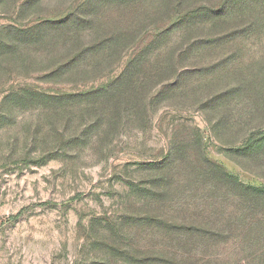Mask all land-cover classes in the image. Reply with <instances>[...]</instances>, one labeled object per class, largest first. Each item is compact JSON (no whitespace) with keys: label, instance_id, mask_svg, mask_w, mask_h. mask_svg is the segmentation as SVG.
I'll return each mask as SVG.
<instances>
[{"label":"rangeland","instance_id":"1","mask_svg":"<svg viewBox=\"0 0 264 264\" xmlns=\"http://www.w3.org/2000/svg\"><path fill=\"white\" fill-rule=\"evenodd\" d=\"M108 3L0 0V264L264 262V0Z\"/></svg>","mask_w":264,"mask_h":264},{"label":"trees","instance_id":"2","mask_svg":"<svg viewBox=\"0 0 264 264\" xmlns=\"http://www.w3.org/2000/svg\"><path fill=\"white\" fill-rule=\"evenodd\" d=\"M98 1L99 2L103 1V3L109 2L108 4L113 3V4H117V5L120 3V4L125 5L124 6L125 8H128V6H126V5H132L133 9L137 8V9L142 10L144 17H149V14H151V11L155 12L157 9L163 8L162 6H165V8H167L169 10H174L177 7H180L179 12H177L178 16H177L176 20L174 21L171 29L175 30L177 28V30H180L182 32L183 40L188 39L189 35L192 33L193 29L200 26L199 25L200 21L198 20V17H199V14H201L203 12L202 10L201 11H195V10H193V8L181 9L183 2H186L188 0H97V2ZM246 1L249 3V0H246ZM153 2H156V3H154V6H157V7L154 8L151 5L150 6L151 11H149L147 9L148 8L147 6ZM143 6H144V8H142ZM69 19H70L69 17L61 19L60 21L57 22V24L58 25H65V24H67V21ZM26 28H28V27H26ZM29 29L31 30L32 28H29ZM171 32H173V30H171ZM30 33L32 34V31H30ZM30 33H28V36H30ZM169 33H170L169 30H167L163 33L162 36H167ZM195 41H196V39L194 40V42ZM150 43H151V41H149L147 43V45H149ZM68 67H69L68 65H64L62 68H59V69H58V67H56V69L53 72V75L63 74L65 72L63 69H67ZM227 176H229V175L227 174ZM227 176L223 173V176L221 177L220 182H221L222 188H228L230 186H232L233 188H237L239 191V193H237V195L241 196L242 198L249 197V193L244 192V191H252V193L254 192L258 199L264 198V186H262L261 188H258V189L257 188L252 189V188H249L246 186H242L236 181H235V183H232L231 181H224V178H228ZM255 204H259V203H255ZM262 227H263V225H262ZM259 239H262V238L260 237ZM252 262H254V261L252 260V258H250L248 264H252ZM259 263L264 264V262H261V261ZM256 264H258V263H256Z\"/></svg>","mask_w":264,"mask_h":264}]
</instances>
